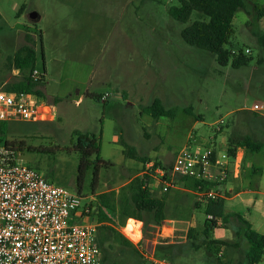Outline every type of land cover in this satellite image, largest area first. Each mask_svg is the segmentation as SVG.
<instances>
[{
  "label": "rangeland",
  "instance_id": "rangeland-1",
  "mask_svg": "<svg viewBox=\"0 0 264 264\" xmlns=\"http://www.w3.org/2000/svg\"><path fill=\"white\" fill-rule=\"evenodd\" d=\"M248 2L250 14L237 13L227 48L243 51L249 63L234 68L232 62L223 66L214 54L183 40V30L206 17L193 12L187 24L176 21L169 9L178 6V0H0V90L22 77L10 67L9 58L30 36L38 54L37 71L44 74V98L39 99L54 109L46 122L0 120L6 122L0 142L14 145L24 164L50 183L79 196L80 221L97 225L98 196L116 192L117 200L122 187L145 170L144 162L125 153L130 148L149 162L170 165L192 144H211L218 137L222 150L225 139L259 137L261 150L246 151L244 178L264 185V127L256 128L254 122L259 119L264 126V113L252 111L256 104L264 105V47L259 41L264 35V0ZM105 96L106 101L101 99ZM156 99L173 115L156 119L144 113ZM256 129L263 136L254 138ZM82 135L97 138L100 159L107 165H99L93 154L79 184L77 145ZM151 184L155 195L167 200L173 234L167 237L166 229L161 238L159 228L141 222L143 240L134 241L103 208L111 218L107 224L139 252L116 244L110 264H152L154 246L167 247L169 242L176 246L178 264H248L249 246L236 229V219L220 223L211 233V240L229 241L231 246H213L204 236L206 198L196 194L191 183L187 190L167 195L159 183ZM100 236V242L106 239L104 232Z\"/></svg>",
  "mask_w": 264,
  "mask_h": 264
},
{
  "label": "built area",
  "instance_id": "built-area-1",
  "mask_svg": "<svg viewBox=\"0 0 264 264\" xmlns=\"http://www.w3.org/2000/svg\"><path fill=\"white\" fill-rule=\"evenodd\" d=\"M39 75L36 70L33 77ZM252 111L262 114L264 105L256 104ZM53 116V107L33 94L0 90V120L46 122ZM223 124L219 122V127ZM20 157L15 146L0 142V264H101L98 225L80 221L81 198L50 183ZM232 166L239 173L237 155L231 156L212 142L192 144L170 165L150 161L141 176L159 183L162 193L187 190V183H195L194 192L207 202L224 198L218 188ZM132 220L141 242L143 224ZM164 228L165 224L158 230ZM149 260L152 264H178L153 255ZM260 264H264V255Z\"/></svg>",
  "mask_w": 264,
  "mask_h": 264
},
{
  "label": "trees",
  "instance_id": "trees-1",
  "mask_svg": "<svg viewBox=\"0 0 264 264\" xmlns=\"http://www.w3.org/2000/svg\"><path fill=\"white\" fill-rule=\"evenodd\" d=\"M178 3V6L169 9L170 16L176 21L187 24L193 12L202 13L206 17L205 20L195 21L183 30L182 38L188 45L209 51L217 57L219 63L223 66H227L232 62L234 68H241L249 63V58L243 51L236 52L227 48L234 34L233 21L237 13L246 11L250 14L248 0H178ZM24 9L25 6L21 7L19 14ZM259 41L264 47V35L259 37ZM31 43L32 38L27 36V44L21 46L14 56L9 58L10 67L12 66V68L18 71L22 77L18 81L9 83L3 90L12 93L33 94L43 99L44 94L40 87L44 74H40L37 79L33 77L34 72L37 70L38 54L36 48ZM144 113L158 119L160 117L172 116L174 112L173 110L166 109L163 103L159 99H156L152 105L144 109ZM5 125L6 122H0V136L3 135ZM6 144L12 145L9 142H6ZM240 147L246 148L249 153L259 152L262 145L251 138H246L238 144H232L231 142L227 148V152L234 157L237 155L238 148ZM77 148L81 153L79 184H82L91 165L90 157L93 154L96 153L98 155L99 165L106 167L107 163L100 159L101 148L96 137L90 135L80 136ZM125 153H128L134 159L141 160L145 164L149 163L148 159L137 156L134 148H130ZM156 165L161 166L162 163L156 161ZM189 183L187 184L189 185ZM191 184L192 188L195 189L196 184ZM213 187H217V185ZM165 194L167 195L168 193ZM116 196V192L98 196L101 207L98 217L100 224L98 225L97 236L102 251L101 264H110L111 250L116 244L139 253L136 245L121 234L118 229L107 224V222L111 221V218L108 217L103 208L107 209L113 217H117L122 226H125L128 220L135 219L143 222L147 228L153 226L156 229L161 228L167 220L172 219L168 215L166 198L155 195L149 176L135 177L126 186L122 187L117 200ZM201 207L202 204L197 203V208ZM204 213L207 216L204 225L205 241L210 242L211 245L216 247L231 246L229 241L211 240V233L215 228L219 227L220 223L228 224L232 219H236L239 222L238 232L243 234L249 246L245 256L246 261L248 264L261 263L264 255V236L259 235L253 230L251 222L246 217L240 214H228L224 198L207 201L204 204ZM85 214L87 213L83 212L84 216ZM100 232L106 234V239L101 242ZM190 238H192L191 235ZM106 245L107 247H105ZM196 247L199 248L198 246ZM176 251V246L173 243L169 242L167 247L164 244H160L155 250V257L176 263L174 262Z\"/></svg>",
  "mask_w": 264,
  "mask_h": 264
},
{
  "label": "crops",
  "instance_id": "crops-1",
  "mask_svg": "<svg viewBox=\"0 0 264 264\" xmlns=\"http://www.w3.org/2000/svg\"><path fill=\"white\" fill-rule=\"evenodd\" d=\"M261 120L255 119V127L263 128V123ZM223 131H221L222 133ZM258 136L257 129L254 135V138ZM259 138V137H258ZM254 139V141L259 142V139ZM218 137L213 139L214 144L219 149L218 145ZM242 140L230 141V139H225L221 142L222 150L227 151L230 143L238 144ZM246 148H238L237 156L238 162L240 164L239 173H235L234 166L230 167L229 172L220 184L218 191L224 194L226 211L228 214H240L246 219H248L251 224L253 230H255L259 235L264 236V185L263 182L260 181L257 184H252L249 180L244 178V165L246 158L248 157ZM255 169V168H254ZM242 170V171H241ZM258 170H254V173ZM174 223V219L167 220L165 222V228L163 231L158 230V236L161 238L164 237L165 230H169L170 233L166 234L169 237L173 234L174 228L172 224ZM239 230L238 228H236ZM161 232V233H160ZM156 246H154L153 254H155ZM248 252V251H247ZM246 252V253H247ZM210 264H213L210 262Z\"/></svg>",
  "mask_w": 264,
  "mask_h": 264
},
{
  "label": "bare ground",
  "instance_id": "bare-ground-1",
  "mask_svg": "<svg viewBox=\"0 0 264 264\" xmlns=\"http://www.w3.org/2000/svg\"><path fill=\"white\" fill-rule=\"evenodd\" d=\"M134 223H136V222L132 219L128 222V227L125 229V233L129 237H131L133 240L137 241L140 239L141 233H140L139 229L134 226ZM140 226H141V224H139V227Z\"/></svg>",
  "mask_w": 264,
  "mask_h": 264
},
{
  "label": "water",
  "instance_id": "water-1",
  "mask_svg": "<svg viewBox=\"0 0 264 264\" xmlns=\"http://www.w3.org/2000/svg\"><path fill=\"white\" fill-rule=\"evenodd\" d=\"M31 18H32L33 20H36V19L38 18V15H37L36 13H33V14L31 15Z\"/></svg>",
  "mask_w": 264,
  "mask_h": 264
}]
</instances>
